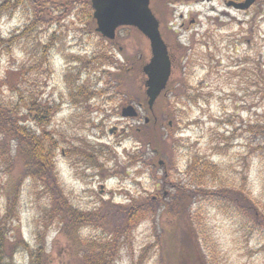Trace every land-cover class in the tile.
I'll list each match as a JSON object with an SVG mask.
<instances>
[{"label":"rangeland","instance_id":"rangeland-1","mask_svg":"<svg viewBox=\"0 0 264 264\" xmlns=\"http://www.w3.org/2000/svg\"><path fill=\"white\" fill-rule=\"evenodd\" d=\"M15 4L0 10V98L45 132L50 168L31 167L14 139L0 143L8 258L31 264L42 249L45 264H83L75 252L89 239L118 246L112 264H264V235H248L242 215L251 225L253 216L232 203L250 194L264 206V0L229 12L221 0H151L173 66L153 114L141 32L124 27L109 42L89 0ZM129 104L137 118L122 116ZM40 108L46 123L31 118ZM53 177L89 221L66 220ZM139 207L125 229L121 209Z\"/></svg>","mask_w":264,"mask_h":264},{"label":"trees","instance_id":"trees-1","mask_svg":"<svg viewBox=\"0 0 264 264\" xmlns=\"http://www.w3.org/2000/svg\"><path fill=\"white\" fill-rule=\"evenodd\" d=\"M238 1L241 2L244 0H238ZM13 4L18 5L19 0L15 1L14 3H12L10 0H4V1L0 0V10L13 9L15 8ZM81 90L85 91L83 88L80 89V91ZM14 111H15V107L13 104L11 105L6 104L0 98V143L6 144L9 138L14 139L19 146H23L24 154L26 153L27 161L29 162L31 167L38 169L45 167L44 174L48 175L49 170L47 171V167L49 166L50 152L45 148L44 143L42 142L45 139V134H43V138L41 140V137H39L34 131L22 125L21 120L18 121L16 119L15 115H13ZM36 115L37 113L34 115V117H36ZM37 120L39 122H42L41 119H37ZM207 168L208 165H206V169ZM202 177H204L203 174ZM53 182L54 185L51 186L54 187L51 188V191L57 193L56 194L57 196L56 202L58 203L57 208H59L58 210L62 213V215L64 213L67 216L66 220L69 223H71L74 227L76 224L78 226V223H84L89 221V218L92 214H90L89 216L79 213L78 211L73 209L70 205L65 203L64 202L65 198H63L62 196V191L59 190V188L57 187L58 183L56 177H53ZM248 196L249 199H246V202H249L248 204H244V202L240 200V199L243 200L242 195L234 197L232 203L234 206L238 207L239 209L244 210L243 212L251 214L253 216L254 223L252 225L245 224V217L242 214H239L238 211H236V213L240 217L242 215V220H243L242 226H246L247 228H249L247 231L248 235L254 234V230H257L262 235H264V206L254 202V200H251L250 194H248ZM236 201H238L237 205H235ZM151 207H152L151 205L150 207L146 205L143 206L141 210H144L146 212H153L154 207L153 208ZM140 208L141 207L133 211L132 209H121V214L123 215L122 226H124L125 229L134 223L135 219L140 213ZM167 212L170 213L169 209ZM181 212H184L183 208L181 209ZM154 214H156L155 211ZM97 221H99V219H97ZM66 227L70 229L68 225ZM113 233L114 235H116V240L120 238L119 236L124 235L125 231L121 230V223H117L115 225ZM77 242L79 241H76L75 243ZM82 243H83L82 247L78 251H76L75 254L82 255L81 257L83 259V264H112L111 260L117 252V248H118L117 245L112 244L111 242L108 244L98 245L89 239L83 240ZM71 245H73L72 242ZM43 258H44V253L42 252V249H38L36 257L33 259L31 264H45ZM0 264H15L7 256L6 235L1 227H0Z\"/></svg>","mask_w":264,"mask_h":264},{"label":"water","instance_id":"water-1","mask_svg":"<svg viewBox=\"0 0 264 264\" xmlns=\"http://www.w3.org/2000/svg\"><path fill=\"white\" fill-rule=\"evenodd\" d=\"M256 0L233 2L230 6L237 10L249 9ZM96 32L113 42L117 31L131 27L141 32L150 42L152 57L143 68L146 76L145 88L148 109L152 112L158 99L168 89L172 77V61L169 49L162 37L160 23L151 9V0H91ZM122 116L136 118L138 112L133 105L123 108ZM163 164V162H159Z\"/></svg>","mask_w":264,"mask_h":264},{"label":"flooded vegetation","instance_id":"flooded-vegetation-1","mask_svg":"<svg viewBox=\"0 0 264 264\" xmlns=\"http://www.w3.org/2000/svg\"><path fill=\"white\" fill-rule=\"evenodd\" d=\"M171 1L178 2V0H171ZM196 1H198V2H203V1L211 2L212 0H196ZM221 1H222V3L225 5L226 10H227L228 12L231 11L232 9L235 10L234 8H232V7L229 6V5H230V3H231L232 1H236V0H221ZM39 110H40V111L38 112V113H39V117H37V119L40 118V119L42 120L41 123H46L47 120H48V115H47V113L44 112L42 109H39ZM41 112H42V113H41ZM116 130H117V128H114V129L111 130V132L113 133V132H115Z\"/></svg>","mask_w":264,"mask_h":264}]
</instances>
